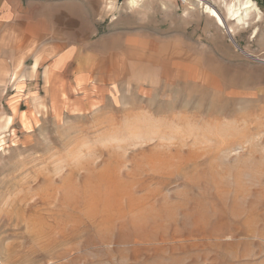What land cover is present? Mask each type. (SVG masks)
Returning a JSON list of instances; mask_svg holds the SVG:
<instances>
[{
  "label": "rangeland",
  "instance_id": "rangeland-1",
  "mask_svg": "<svg viewBox=\"0 0 264 264\" xmlns=\"http://www.w3.org/2000/svg\"><path fill=\"white\" fill-rule=\"evenodd\" d=\"M137 1L102 0L152 43L121 77L0 112V264H264V0Z\"/></svg>",
  "mask_w": 264,
  "mask_h": 264
},
{
  "label": "crops",
  "instance_id": "crops-1",
  "mask_svg": "<svg viewBox=\"0 0 264 264\" xmlns=\"http://www.w3.org/2000/svg\"><path fill=\"white\" fill-rule=\"evenodd\" d=\"M128 1L126 7H138ZM103 10L102 0H0V112H12L14 104L28 111L21 109L28 98L58 95L61 83L79 89L101 77L107 63L121 77L123 54L152 46L134 33L113 43L101 24ZM104 38L110 50H101Z\"/></svg>",
  "mask_w": 264,
  "mask_h": 264
},
{
  "label": "bare ground",
  "instance_id": "bare-ground-1",
  "mask_svg": "<svg viewBox=\"0 0 264 264\" xmlns=\"http://www.w3.org/2000/svg\"><path fill=\"white\" fill-rule=\"evenodd\" d=\"M200 1L206 4V12L209 13V15L212 16L221 27L227 28L229 33H232L234 30L227 22L228 19L236 22L237 24L248 25L252 15L258 17L259 20L262 14L261 9L254 0H235L230 3H225L226 14L228 16L227 19V17H225V15H223L216 6L212 5L207 0ZM129 3L137 5L138 1L129 0ZM24 113L26 112H21V114ZM28 127H30V125H28L27 128Z\"/></svg>",
  "mask_w": 264,
  "mask_h": 264
}]
</instances>
